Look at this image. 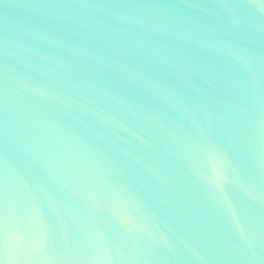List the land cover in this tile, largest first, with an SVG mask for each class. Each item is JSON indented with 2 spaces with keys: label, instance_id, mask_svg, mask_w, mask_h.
I'll return each instance as SVG.
<instances>
[{
  "label": "water",
  "instance_id": "water-1",
  "mask_svg": "<svg viewBox=\"0 0 264 264\" xmlns=\"http://www.w3.org/2000/svg\"><path fill=\"white\" fill-rule=\"evenodd\" d=\"M0 264H264V0H0Z\"/></svg>",
  "mask_w": 264,
  "mask_h": 264
}]
</instances>
